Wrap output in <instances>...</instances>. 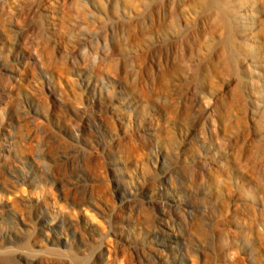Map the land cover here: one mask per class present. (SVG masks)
Instances as JSON below:
<instances>
[{"label":"rangeland","instance_id":"1","mask_svg":"<svg viewBox=\"0 0 264 264\" xmlns=\"http://www.w3.org/2000/svg\"><path fill=\"white\" fill-rule=\"evenodd\" d=\"M105 247L264 264V0H0V264Z\"/></svg>","mask_w":264,"mask_h":264},{"label":"bare ground","instance_id":"2","mask_svg":"<svg viewBox=\"0 0 264 264\" xmlns=\"http://www.w3.org/2000/svg\"><path fill=\"white\" fill-rule=\"evenodd\" d=\"M166 227H168V225L166 224ZM161 230H164L163 228H161ZM116 249L114 248V249H111V248H109V247H105V248H103V249H101V253L99 254V256H98V259H99V262L100 263H104V262H106V264H109V261H110V258L111 257H113V258H115V255H116ZM162 252H165V249L164 250H162ZM132 254L133 255H135L136 257H137V262L136 263H134V264H144V260H142L143 259V254L142 255H139L138 253H137V255H136V252L135 251H133L132 252ZM198 256H195V258H197ZM151 259H153L154 260V262L156 263V260H155V258H153V257H151ZM168 258L166 257V255H163V260H162V263L163 264H165V263H168ZM46 263V262H45ZM50 263V262H49ZM53 263V262H52ZM193 264H196V261L194 260L193 261Z\"/></svg>","mask_w":264,"mask_h":264}]
</instances>
